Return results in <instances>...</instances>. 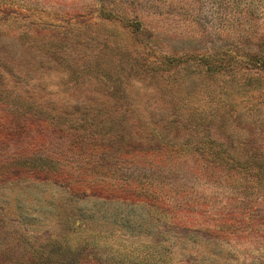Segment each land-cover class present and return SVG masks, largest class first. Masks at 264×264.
I'll return each instance as SVG.
<instances>
[{
    "label": "rangeland",
    "instance_id": "rangeland-1",
    "mask_svg": "<svg viewBox=\"0 0 264 264\" xmlns=\"http://www.w3.org/2000/svg\"><path fill=\"white\" fill-rule=\"evenodd\" d=\"M17 116L23 138L33 117L102 120L139 146L101 166L66 140L5 158L3 140L0 264L51 243L97 264H264V0H0V118ZM205 135L234 165L198 153Z\"/></svg>",
    "mask_w": 264,
    "mask_h": 264
},
{
    "label": "trees",
    "instance_id": "trees-1",
    "mask_svg": "<svg viewBox=\"0 0 264 264\" xmlns=\"http://www.w3.org/2000/svg\"><path fill=\"white\" fill-rule=\"evenodd\" d=\"M207 56L206 58L201 60L200 63L205 66V73L211 74H217V73H225L227 69L229 72L231 71V68H228L227 66L223 65L219 58ZM175 62V61H174ZM170 62L167 63L169 65ZM36 119H30L26 120L29 122V126L31 129L28 130L29 135L30 132L35 131L37 133H34L33 137L34 139L30 140V142H26L28 136H25L23 138L22 131L19 128V125H22L23 121L25 118L20 119L17 116V120H11L8 118H0V144H3L2 141L6 139V143L13 139V147H17V151H13L10 153L4 154L5 158H10V157H18L22 158L21 156L24 155H30L33 154L34 152H39L40 147H44V149H49V146L54 143V142H61L62 140H66L68 143L67 145H73L74 147V152H76L75 155H77L76 150H83L85 153V156L88 158V160H93L96 164H99L101 166H109L114 162V164H118L120 162L121 158H118L122 155L124 150H127L126 147L128 148V154L131 152H135V148L138 147L139 145L135 146L134 143L127 142V140L120 136L119 133L113 132L107 134L109 131L110 123H103L98 124L99 127V133L94 134L90 133V130L85 131L83 129L82 131H78L75 127H77L74 124H69L64 127L57 126V129L52 128L50 131V127L56 126L55 124L57 123L56 121H49L45 120L42 122L40 118L38 119L37 117H33ZM5 119V120H3ZM92 119V118H91ZM217 118L215 117L214 119H210L213 123ZM23 120V121H22ZM92 122H96L95 119ZM13 123V124H12ZM37 123V124H36ZM36 124V125H35ZM182 124V123H180ZM178 125H173L169 126V128L172 131L180 132L179 135L171 136L172 138L175 137V139H179L178 141H182L181 139H184L185 136L182 135L181 128L182 126ZM35 125V127H34ZM25 127V126H24ZM34 127V128H33ZM50 131V132H49ZM20 132V133H17ZM11 133H15L12 136H10ZM45 137H43V135ZM207 135L204 136V138H201L203 140V144H201L202 148H200L198 153L202 156L209 157L210 159H213L215 162H218L220 164H223L228 162V164L234 165L236 160L233 161V158L231 155L228 153L226 154L225 150L222 148V145L219 144L217 140H214L213 138L206 137ZM123 138V139H121ZM181 138V139H180ZM212 142H211V141ZM24 141V142H23ZM43 141V145L39 147V144ZM122 143V144H120ZM126 145V147L124 145ZM123 150V152H122ZM131 150V151H130ZM97 151V156L92 155L93 152ZM150 151V150H149ZM142 152V150H141ZM125 153V152H124ZM227 160V161H226ZM242 160H245L242 159ZM254 159L247 158L244 161L243 169L244 170H249V168L254 169L253 167H256V170H252V172H255L256 174H259V166L257 164H254ZM261 171V170H260ZM39 246L36 247V249L32 250L31 256L28 259L29 261L25 264H97L96 258H93L91 260L88 255H82L80 256L77 255L75 258H68L66 257V252L63 251L62 247L55 244L51 243L48 245L46 248L41 249L42 247L37 250ZM36 252H38L36 254Z\"/></svg>",
    "mask_w": 264,
    "mask_h": 264
}]
</instances>
